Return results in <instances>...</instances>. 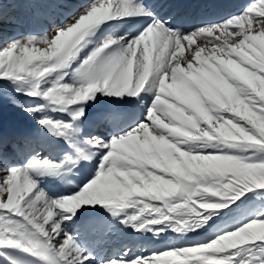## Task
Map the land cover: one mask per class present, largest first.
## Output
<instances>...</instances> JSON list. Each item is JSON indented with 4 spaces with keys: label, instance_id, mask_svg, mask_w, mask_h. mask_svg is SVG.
Returning a JSON list of instances; mask_svg holds the SVG:
<instances>
[{
    "label": "snow or ice",
    "instance_id": "snow-or-ice-1",
    "mask_svg": "<svg viewBox=\"0 0 264 264\" xmlns=\"http://www.w3.org/2000/svg\"><path fill=\"white\" fill-rule=\"evenodd\" d=\"M0 264H264V0H0Z\"/></svg>",
    "mask_w": 264,
    "mask_h": 264
},
{
    "label": "bare ground",
    "instance_id": "bare-ground-1",
    "mask_svg": "<svg viewBox=\"0 0 264 264\" xmlns=\"http://www.w3.org/2000/svg\"><path fill=\"white\" fill-rule=\"evenodd\" d=\"M63 2L71 4V3H75V2H79V0H63ZM13 9V11H12ZM9 11H12V13L22 19H27L29 18L32 13L29 9H26L25 5L21 4L19 6H16L14 4H10L9 5ZM61 11H67V9H63ZM37 26L40 25V21H36L35 22ZM10 122L16 126H23L26 121H27V117L22 114V113H13L10 112V116H9Z\"/></svg>",
    "mask_w": 264,
    "mask_h": 264
},
{
    "label": "rangeland",
    "instance_id": "rangeland-1",
    "mask_svg": "<svg viewBox=\"0 0 264 264\" xmlns=\"http://www.w3.org/2000/svg\"><path fill=\"white\" fill-rule=\"evenodd\" d=\"M12 11H13V9H12ZM12 11H11V12H12Z\"/></svg>",
    "mask_w": 264,
    "mask_h": 264
}]
</instances>
